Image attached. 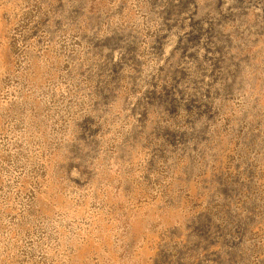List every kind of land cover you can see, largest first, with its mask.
<instances>
[{"label": "rangeland", "instance_id": "374dc122", "mask_svg": "<svg viewBox=\"0 0 264 264\" xmlns=\"http://www.w3.org/2000/svg\"><path fill=\"white\" fill-rule=\"evenodd\" d=\"M0 264H264V0H0Z\"/></svg>", "mask_w": 264, "mask_h": 264}]
</instances>
